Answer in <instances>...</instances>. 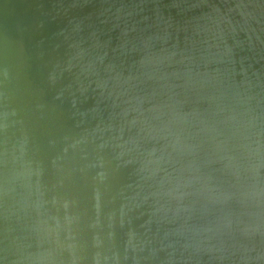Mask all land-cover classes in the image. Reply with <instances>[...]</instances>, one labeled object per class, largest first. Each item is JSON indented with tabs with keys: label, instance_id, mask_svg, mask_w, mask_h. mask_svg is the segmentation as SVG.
<instances>
[{
	"label": "water",
	"instance_id": "water-1",
	"mask_svg": "<svg viewBox=\"0 0 264 264\" xmlns=\"http://www.w3.org/2000/svg\"><path fill=\"white\" fill-rule=\"evenodd\" d=\"M0 264H264V0H0Z\"/></svg>",
	"mask_w": 264,
	"mask_h": 264
}]
</instances>
